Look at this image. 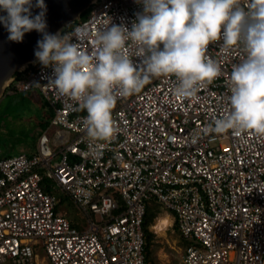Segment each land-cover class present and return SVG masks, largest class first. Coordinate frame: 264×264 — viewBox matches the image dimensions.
Here are the masks:
<instances>
[{
    "label": "built area",
    "instance_id": "built-area-1",
    "mask_svg": "<svg viewBox=\"0 0 264 264\" xmlns=\"http://www.w3.org/2000/svg\"><path fill=\"white\" fill-rule=\"evenodd\" d=\"M141 11L136 0H95L62 34L86 30L78 46L91 53L109 21L130 27ZM123 51L142 64L134 46ZM205 54L221 68L215 80L179 98L174 75L151 78L117 98L107 140L87 136L86 111L48 85L50 66L15 75L5 95L36 89L53 115L34 151L6 156L0 147V264H149L151 202L174 216L185 242L179 264H264V136L205 131L228 111L227 80L246 53L216 42ZM66 199L84 229L67 217Z\"/></svg>",
    "mask_w": 264,
    "mask_h": 264
},
{
    "label": "clouds",
    "instance_id": "clouds-1",
    "mask_svg": "<svg viewBox=\"0 0 264 264\" xmlns=\"http://www.w3.org/2000/svg\"><path fill=\"white\" fill-rule=\"evenodd\" d=\"M142 11L131 26L107 23L88 53L78 41L88 33L73 27L64 34L50 33L45 0H0V24L7 39L21 42L32 30L42 34L34 56L52 68L48 85L62 97L77 102L92 140H107L115 132L112 110L118 97L138 93L153 77L174 75V94L194 96L221 74L206 56L210 43L225 50L242 48L246 55L234 64L227 80L229 109L205 131L224 134L252 131L264 136V0H136ZM33 8H38L36 14ZM75 37V42L73 41ZM134 46L142 64L124 53ZM196 142V138L192 139Z\"/></svg>",
    "mask_w": 264,
    "mask_h": 264
},
{
    "label": "rangeland",
    "instance_id": "rangeland-1",
    "mask_svg": "<svg viewBox=\"0 0 264 264\" xmlns=\"http://www.w3.org/2000/svg\"><path fill=\"white\" fill-rule=\"evenodd\" d=\"M89 11L84 12L80 19H86ZM5 92V90H4ZM3 95L0 98V147L6 156H13L20 152H31L36 147L37 133L46 130L53 115L52 108L46 99L36 90L18 92L13 95ZM54 128L47 130L50 136ZM60 194L59 191H55ZM62 206L66 209L67 217L78 221L81 229L86 222L74 208L69 199ZM172 212L165 210L154 202L147 208L145 218L147 259L149 264H179L185 242L179 236L174 218H170L169 225L158 232L154 228L157 219ZM169 216H167L169 218ZM44 255L43 252L40 256Z\"/></svg>",
    "mask_w": 264,
    "mask_h": 264
},
{
    "label": "water",
    "instance_id": "water-1",
    "mask_svg": "<svg viewBox=\"0 0 264 264\" xmlns=\"http://www.w3.org/2000/svg\"><path fill=\"white\" fill-rule=\"evenodd\" d=\"M94 1L45 0L46 30L50 33L62 34L68 26L77 22L84 12L89 11ZM38 11V8L32 9L33 14ZM4 14L0 12V15ZM7 36L5 27L0 24V98L16 74L38 62L34 56V49L37 40L42 38V34L35 30L25 33L21 42L10 41Z\"/></svg>",
    "mask_w": 264,
    "mask_h": 264
},
{
    "label": "bare ground",
    "instance_id": "bare-ground-1",
    "mask_svg": "<svg viewBox=\"0 0 264 264\" xmlns=\"http://www.w3.org/2000/svg\"><path fill=\"white\" fill-rule=\"evenodd\" d=\"M169 218L167 216H163L157 219L156 223L154 224V228L160 232L163 231L169 225Z\"/></svg>",
    "mask_w": 264,
    "mask_h": 264
},
{
    "label": "trees",
    "instance_id": "trees-1",
    "mask_svg": "<svg viewBox=\"0 0 264 264\" xmlns=\"http://www.w3.org/2000/svg\"><path fill=\"white\" fill-rule=\"evenodd\" d=\"M146 214H147V212H146ZM145 218H146V215H145ZM70 220L73 221L71 218H70ZM144 224H145V222H144ZM145 233H147V230L146 229H145ZM146 249H147V242H146V246H145V250ZM145 255H146V261H147V263H149L148 262V259H147V253Z\"/></svg>",
    "mask_w": 264,
    "mask_h": 264
},
{
    "label": "crops",
    "instance_id": "crops-1",
    "mask_svg": "<svg viewBox=\"0 0 264 264\" xmlns=\"http://www.w3.org/2000/svg\"><path fill=\"white\" fill-rule=\"evenodd\" d=\"M34 149H35V148H34ZM32 151H34V150H32ZM167 216H169V215H167ZM170 218H173V217H170V216H169V219H170ZM170 222H171V219H170Z\"/></svg>",
    "mask_w": 264,
    "mask_h": 264
}]
</instances>
